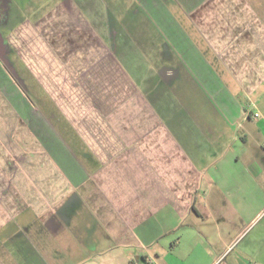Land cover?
Masks as SVG:
<instances>
[{
	"label": "crops",
	"instance_id": "crops-1",
	"mask_svg": "<svg viewBox=\"0 0 264 264\" xmlns=\"http://www.w3.org/2000/svg\"><path fill=\"white\" fill-rule=\"evenodd\" d=\"M256 1L61 0L9 31L42 104L0 60V264H264L261 171L223 138L264 85Z\"/></svg>",
	"mask_w": 264,
	"mask_h": 264
},
{
	"label": "rangeland",
	"instance_id": "rangeland-1",
	"mask_svg": "<svg viewBox=\"0 0 264 264\" xmlns=\"http://www.w3.org/2000/svg\"><path fill=\"white\" fill-rule=\"evenodd\" d=\"M60 1L61 0H10L8 3L9 8L7 9V13L11 18L6 26V31H4V33H9V31L12 30L17 24H19V22L22 21L23 18L32 20L39 19ZM122 1L124 2V0ZM11 2H13V4H11ZM256 4H258L259 8H261L264 12V0H260V2H257ZM14 5L17 6L16 9L13 8ZM14 10L16 11V13L14 12ZM139 21L132 22L135 24L133 31L135 35L140 34L139 31L141 28V24L139 23ZM154 38L157 39V37L155 36ZM156 44H158V42ZM156 47L160 53H157L155 55V58L162 56L161 52L164 49L163 46ZM9 59H11L12 61L15 60L13 66L18 69L17 72H19L20 76L22 77L21 79H23V82H25L28 86V89H30V96L32 97L33 101L37 102L38 105L42 104L40 96V93L42 92L38 81L35 78L33 79V75L31 74V72L26 66L23 65L16 54H12ZM6 71L14 79V75L10 72L8 67L6 68ZM20 85L22 86V88L24 87L21 83ZM238 98L239 102L246 109V112L259 111L261 116L258 119L254 118V120L252 119L243 122V129H240V127L237 125L227 128V133L223 138H240L239 144L242 145V147L240 148L238 145H236V153L242 154V156H244L243 162H247L246 165H252L254 170L260 169L261 174L260 177L256 179V182L264 183V85L262 86V88L258 89L252 96H245L244 94H241ZM260 120L263 121L259 122ZM242 121L243 120L241 119L240 122ZM242 138L249 139L243 140ZM252 161H254V163H252ZM260 222V224H264V218ZM53 240L54 238H52V241ZM51 247L57 249L59 246L56 244V242H54V245L52 244ZM69 261L71 264V260L69 259L65 260L64 262H60L59 264H69Z\"/></svg>",
	"mask_w": 264,
	"mask_h": 264
},
{
	"label": "flooded vegetation",
	"instance_id": "flooded-vegetation-1",
	"mask_svg": "<svg viewBox=\"0 0 264 264\" xmlns=\"http://www.w3.org/2000/svg\"><path fill=\"white\" fill-rule=\"evenodd\" d=\"M9 1L10 0H0V33L5 37V44L7 45L6 56L8 58H10L12 54H14L12 52V50L10 49V46H8V44H7L8 43L7 42V35L9 33L8 32L4 33V31H6V26L9 23L10 18H11V17H9L10 15L7 13V9L9 8L8 7ZM11 4H13V2H11ZM14 4H15V2H14ZM16 7H17L16 5L13 6L14 9H16ZM14 12L16 13L15 10H14ZM10 61H12V60L10 59Z\"/></svg>",
	"mask_w": 264,
	"mask_h": 264
},
{
	"label": "water",
	"instance_id": "water-1",
	"mask_svg": "<svg viewBox=\"0 0 264 264\" xmlns=\"http://www.w3.org/2000/svg\"><path fill=\"white\" fill-rule=\"evenodd\" d=\"M6 49L7 45L5 44V37L0 33V59L3 61V63L10 69L11 73L17 78V80L23 85V79H21L11 63L10 59L6 56Z\"/></svg>",
	"mask_w": 264,
	"mask_h": 264
},
{
	"label": "built area",
	"instance_id": "built-area-1",
	"mask_svg": "<svg viewBox=\"0 0 264 264\" xmlns=\"http://www.w3.org/2000/svg\"><path fill=\"white\" fill-rule=\"evenodd\" d=\"M260 116H261V114L259 111L253 112V115H252L253 118L258 119Z\"/></svg>",
	"mask_w": 264,
	"mask_h": 264
}]
</instances>
